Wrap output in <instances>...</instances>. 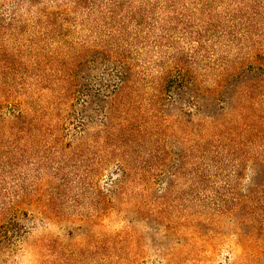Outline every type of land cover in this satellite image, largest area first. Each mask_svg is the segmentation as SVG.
Listing matches in <instances>:
<instances>
[{
    "label": "rangeland",
    "instance_id": "obj_1",
    "mask_svg": "<svg viewBox=\"0 0 264 264\" xmlns=\"http://www.w3.org/2000/svg\"><path fill=\"white\" fill-rule=\"evenodd\" d=\"M210 1L235 18L213 51L175 21L158 49L159 24L120 52L92 8L108 0H0V264H264V0ZM181 56H195L189 104L152 81ZM113 59L129 80L90 99Z\"/></svg>",
    "mask_w": 264,
    "mask_h": 264
},
{
    "label": "trees",
    "instance_id": "obj_2",
    "mask_svg": "<svg viewBox=\"0 0 264 264\" xmlns=\"http://www.w3.org/2000/svg\"><path fill=\"white\" fill-rule=\"evenodd\" d=\"M76 3H90L95 0H73ZM193 6L189 8V4H184L182 7L177 6L175 0H108V2L101 5H94L97 8V12L100 13L102 20L109 27V33L116 35L121 45L116 44L117 47H121L120 52H131L133 48L140 43L141 45H147L153 32L155 25H162V34L153 36L152 43L153 48L158 49L163 44V41L170 38L171 27L169 24L177 21L181 24L183 33L192 35L193 39V51L198 52L204 49L208 52L213 51L210 47L204 46L206 40H210L211 37H216V27H220L222 20L226 17L233 22L232 8L225 7L221 12H216L217 8L213 7V3L210 0H190ZM89 4L87 6L93 5ZM138 4V5H137ZM199 4L206 8H199ZM179 8V9H178ZM200 9H204L206 12L201 15ZM95 10V8H94ZM162 12L168 13V18H160ZM164 13V14H165ZM198 22L197 25H193L194 22ZM200 21L204 26L201 27ZM251 24H249L250 26ZM197 26L198 29L190 31V28ZM225 32V31H224ZM223 34V32H220ZM207 36V38H205ZM114 37V36H113ZM121 57V54H119ZM195 57V56H194ZM188 58L185 56L174 58L173 64L167 70H162L158 77H154L152 81H155L157 86H160L158 98L167 95L172 100L184 101L186 103H193V100L198 98L197 88L199 85L198 76L191 71V66L195 63V58ZM113 73L107 72V78L100 80L98 85L101 86L98 94L89 95L90 99L100 101L101 96L111 97L112 94H117L119 90L125 85L131 76V70L128 65L122 62L112 60ZM213 91L219 90L223 85V75H216ZM63 89L68 88L73 94L76 90L75 78L69 76L63 79ZM98 81V80H97ZM67 89V90H68ZM163 89L164 91H161ZM67 90L65 93H67ZM167 93V94H166ZM113 96V95H112ZM19 108V109H18ZM17 109V111H16ZM14 117L12 128H20L22 132H26L25 125L30 124L27 121L26 115L22 109V103L16 101L14 104ZM107 116H105L104 124ZM26 123V124H25ZM3 186L0 187L2 191ZM15 206H10L8 210L14 211Z\"/></svg>",
    "mask_w": 264,
    "mask_h": 264
}]
</instances>
